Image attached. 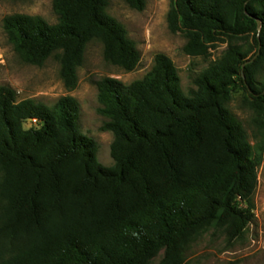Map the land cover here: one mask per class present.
Segmentation results:
<instances>
[{"label":"trees","instance_id":"1","mask_svg":"<svg viewBox=\"0 0 264 264\" xmlns=\"http://www.w3.org/2000/svg\"><path fill=\"white\" fill-rule=\"evenodd\" d=\"M123 1L145 10L146 0ZM109 5L53 0L56 24L14 14L2 28L24 63L42 67L56 57L74 91L92 41L115 67L132 72L140 64ZM167 22L186 37L188 56L208 59L220 44L227 50L188 94L165 54L142 80L97 83L99 112L109 120L103 130L114 136L112 168L81 134L73 97L49 107L0 87V264H150L162 251L161 264H184L208 229L239 238L252 223L264 165V0H171ZM249 38L252 59L253 47L240 44ZM239 81L255 96L263 138L255 146L228 108ZM28 122L35 125L26 129Z\"/></svg>","mask_w":264,"mask_h":264},{"label":"rangeland","instance_id":"2","mask_svg":"<svg viewBox=\"0 0 264 264\" xmlns=\"http://www.w3.org/2000/svg\"><path fill=\"white\" fill-rule=\"evenodd\" d=\"M109 2L108 13L125 26L130 39L137 44L141 53L140 64L132 72L115 67L105 61L103 44L92 41L78 70V86L74 91H68L61 80L56 57H51L42 67L24 63L14 52L2 28L3 19L14 14L39 16L51 25L56 24L58 17L53 11V0H0V87L14 90L18 101L31 99L49 107L62 97H73L80 109V132L95 141L98 160L107 169L114 166L111 155L114 136L103 130L109 120L99 112V81L113 78L131 84L142 80L152 70L155 56L165 54L178 69L181 87L188 94L196 88L197 76L227 50V45L220 44L211 50L208 59L188 56L184 52L186 37L182 33L173 34L168 28L171 0H146L142 12L131 9L123 0ZM240 44L246 49L253 47L249 54L252 59L256 53L253 38L242 40ZM262 69L264 72V67ZM262 75L258 76V81L262 80ZM253 97L239 81L228 108L244 127L251 145L255 146L263 138L262 130L254 122ZM34 125L35 122H28L25 128ZM254 204V219L241 237H231L224 229L210 228L188 247L184 264H264V165L259 169ZM163 257L164 251L150 264H161Z\"/></svg>","mask_w":264,"mask_h":264},{"label":"water","instance_id":"3","mask_svg":"<svg viewBox=\"0 0 264 264\" xmlns=\"http://www.w3.org/2000/svg\"><path fill=\"white\" fill-rule=\"evenodd\" d=\"M261 26H262V23H261V22H259V29H261Z\"/></svg>","mask_w":264,"mask_h":264}]
</instances>
